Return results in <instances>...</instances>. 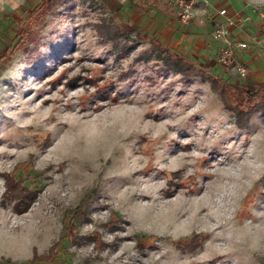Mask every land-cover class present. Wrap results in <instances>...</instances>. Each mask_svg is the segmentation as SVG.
I'll return each instance as SVG.
<instances>
[{
	"label": "rangeland",
	"instance_id": "374dc122",
	"mask_svg": "<svg viewBox=\"0 0 264 264\" xmlns=\"http://www.w3.org/2000/svg\"><path fill=\"white\" fill-rule=\"evenodd\" d=\"M35 2L0 0V51ZM208 2L182 23L174 0H66L38 26L37 50L0 64V264H264V114L240 127L209 81L164 72L147 41L127 47L135 33L113 28L126 20L251 91L264 80V0ZM221 7L248 40L236 50L246 76L216 61ZM30 155L25 184L39 191L18 213L1 173L18 176ZM173 172L181 186L169 187ZM199 232L195 249L177 245Z\"/></svg>",
	"mask_w": 264,
	"mask_h": 264
},
{
	"label": "trees",
	"instance_id": "16d2710c",
	"mask_svg": "<svg viewBox=\"0 0 264 264\" xmlns=\"http://www.w3.org/2000/svg\"><path fill=\"white\" fill-rule=\"evenodd\" d=\"M66 0H36L35 4L25 11V15L19 22V31L15 33L12 41L7 47L0 51V64L2 66L7 65L12 60L13 56L21 49L26 50L28 44L33 43V49L37 50V40L39 37L38 26L44 22L48 13L54 10L57 5L63 3ZM114 31L118 34H126L128 32H134V41L124 38V45L134 48L136 45L143 41H147L149 44L148 54H153L155 60H159L161 68L164 72H174L180 75L184 80H195L196 78L201 81H209L211 87L219 93L223 101L224 106L232 110L237 116L240 127H244L249 116L260 111L264 114V80L257 82L253 90L248 89L224 81L220 76L213 74L209 70L203 68L201 65L186 57L181 52H178L159 40L155 35H148L140 31L133 30L126 20H118L113 24ZM125 46V47H126ZM29 55V54H28ZM32 55H29L31 58ZM84 78L80 74L74 75L68 79L69 84H75L77 79ZM86 78V77H85ZM60 80V76L56 81ZM96 80L93 82L96 83ZM114 81L112 77L106 78V83L102 87H98V90L103 87H113ZM34 167L33 155L25 161H21L15 168L16 170H22V173L16 176L13 171L2 172L4 177L5 189L2 192L1 200L5 202L7 199H14L13 208L18 213L25 212L39 191V188H30L25 184L27 173ZM178 173L173 172L172 177L168 181L169 187L181 186V182L174 177H177ZM113 225V224H112ZM111 225V226H112ZM151 237V236H150ZM204 236L194 235L184 240L177 241V245L183 250L195 249L203 240ZM59 248L57 243H52L48 254H51L52 259L58 254ZM45 255H39L34 253L32 260L45 259Z\"/></svg>",
	"mask_w": 264,
	"mask_h": 264
},
{
	"label": "built area",
	"instance_id": "2783aa9c",
	"mask_svg": "<svg viewBox=\"0 0 264 264\" xmlns=\"http://www.w3.org/2000/svg\"><path fill=\"white\" fill-rule=\"evenodd\" d=\"M197 3L209 5L208 0H174L178 20L182 23L189 22L194 17V7ZM216 13L222 16V20L213 25L209 32L210 38L219 43L216 61L224 68L233 67L239 76H246L248 68L237 59L236 50L248 48V40L232 37L231 28L235 21L225 7L217 9ZM260 44L264 48V42Z\"/></svg>",
	"mask_w": 264,
	"mask_h": 264
},
{
	"label": "bare ground",
	"instance_id": "6f19581e",
	"mask_svg": "<svg viewBox=\"0 0 264 264\" xmlns=\"http://www.w3.org/2000/svg\"><path fill=\"white\" fill-rule=\"evenodd\" d=\"M167 190H169V188ZM210 199H211L210 196L209 197L207 196L206 198L205 197L202 198V200H198V201L196 200L197 202H196L195 208L193 207L194 209H193L192 218H191L193 220V222H194V220H196V221L199 220V218L201 217L200 215L203 214L202 212L207 209V206H208V203L210 202ZM176 216H178V214ZM177 218L178 217H175V221L177 220ZM197 234L201 235V236H204V238H205V236H207V233H205V232H199V233H196L195 235H197Z\"/></svg>",
	"mask_w": 264,
	"mask_h": 264
},
{
	"label": "crops",
	"instance_id": "0c3cea01",
	"mask_svg": "<svg viewBox=\"0 0 264 264\" xmlns=\"http://www.w3.org/2000/svg\"><path fill=\"white\" fill-rule=\"evenodd\" d=\"M152 1H155V4H159V3H161L162 2V0H152ZM229 12V14L232 16V14L230 13V11H228ZM219 16H221V15H219ZM233 17V16H232ZM234 18V17H233ZM222 20V16H221V18H220V21ZM219 21V22H220ZM167 44V43H166Z\"/></svg>",
	"mask_w": 264,
	"mask_h": 264
}]
</instances>
